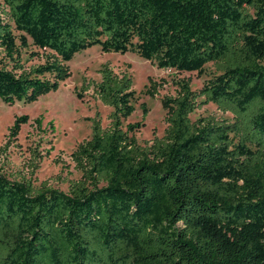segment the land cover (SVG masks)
Here are the masks:
<instances>
[{
  "label": "trees",
  "instance_id": "trees-1",
  "mask_svg": "<svg viewBox=\"0 0 264 264\" xmlns=\"http://www.w3.org/2000/svg\"><path fill=\"white\" fill-rule=\"evenodd\" d=\"M1 2L7 104L57 90L67 63L94 46L160 70L215 73L198 90L178 81L161 99L164 135L142 143V124L124 125L131 77L104 64L98 82L83 79L77 97L92 90L109 123L89 119L67 192L0 175V264H264V0ZM208 104L232 121H193ZM27 122L15 120L9 142Z\"/></svg>",
  "mask_w": 264,
  "mask_h": 264
},
{
  "label": "rangeland",
  "instance_id": "rangeland-1",
  "mask_svg": "<svg viewBox=\"0 0 264 264\" xmlns=\"http://www.w3.org/2000/svg\"><path fill=\"white\" fill-rule=\"evenodd\" d=\"M36 62L34 60L32 63ZM104 64H109L116 75L125 74L132 79L135 111L124 125L142 124L134 134L139 143L164 135L166 111L161 99L175 95L178 81L189 80L191 89L198 90L215 73L212 64L205 66L202 76L160 70L132 51L124 54L102 53L99 46L75 54L67 63L70 78L61 83L57 90L41 94L27 103L16 101L7 104L0 99V175L15 182L29 179L37 187L46 182L53 188L68 191L69 182L80 177L74 170L70 154L78 144L89 139V119L99 113L102 127L109 123L107 116L110 109L92 96V90L84 93L82 99L76 95L83 79L100 80L98 71ZM151 84L155 85V90L150 89ZM149 89L154 92L153 97L145 93ZM142 104L145 105L146 115L141 110ZM22 116H27L28 122L20 126L16 140L9 142L10 129L15 120ZM200 117L232 121L230 114L220 112L212 104L202 107L191 119L194 121Z\"/></svg>",
  "mask_w": 264,
  "mask_h": 264
}]
</instances>
